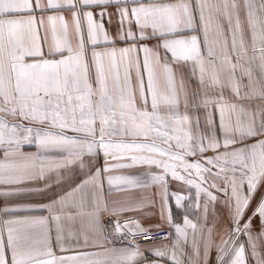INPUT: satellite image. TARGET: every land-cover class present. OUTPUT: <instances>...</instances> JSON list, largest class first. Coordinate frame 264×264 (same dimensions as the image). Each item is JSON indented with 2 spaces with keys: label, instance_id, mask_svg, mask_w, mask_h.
Returning <instances> with one entry per match:
<instances>
[{
  "label": "snow or ice",
  "instance_id": "obj_1",
  "mask_svg": "<svg viewBox=\"0 0 264 264\" xmlns=\"http://www.w3.org/2000/svg\"><path fill=\"white\" fill-rule=\"evenodd\" d=\"M0 264H264V0H0Z\"/></svg>",
  "mask_w": 264,
  "mask_h": 264
},
{
  "label": "crops",
  "instance_id": "obj_2",
  "mask_svg": "<svg viewBox=\"0 0 264 264\" xmlns=\"http://www.w3.org/2000/svg\"><path fill=\"white\" fill-rule=\"evenodd\" d=\"M61 14L64 15L66 18H68L70 16V14L67 13V12H64V13H61ZM85 30H86V24H85ZM177 215H180V213H177ZM178 222H180V221H178ZM145 223H148V222L145 221ZM149 243H151V241H146V242H143L142 244H149ZM167 243H169V241L162 240V241L158 242L157 246H162L163 244H167Z\"/></svg>",
  "mask_w": 264,
  "mask_h": 264
},
{
  "label": "built area",
  "instance_id": "obj_3",
  "mask_svg": "<svg viewBox=\"0 0 264 264\" xmlns=\"http://www.w3.org/2000/svg\"><path fill=\"white\" fill-rule=\"evenodd\" d=\"M153 240H155V237H153ZM140 242L143 243V242H146V241L143 239V237H141Z\"/></svg>",
  "mask_w": 264,
  "mask_h": 264
}]
</instances>
